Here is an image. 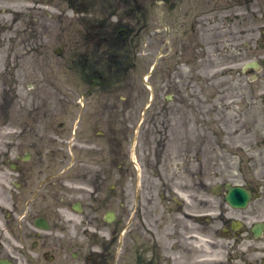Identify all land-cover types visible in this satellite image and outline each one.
<instances>
[{"label": "flooded vegetation", "instance_id": "flooded-vegetation-1", "mask_svg": "<svg viewBox=\"0 0 264 264\" xmlns=\"http://www.w3.org/2000/svg\"><path fill=\"white\" fill-rule=\"evenodd\" d=\"M263 51L264 0H0V111L31 103L0 114V264H264L262 193L215 184L197 114Z\"/></svg>", "mask_w": 264, "mask_h": 264}, {"label": "rangeland", "instance_id": "rangeland-1", "mask_svg": "<svg viewBox=\"0 0 264 264\" xmlns=\"http://www.w3.org/2000/svg\"><path fill=\"white\" fill-rule=\"evenodd\" d=\"M262 53L264 56V51ZM153 57L154 54L148 61H152L150 59ZM140 60L143 62L142 58ZM159 67L160 63L157 64L153 74L158 73ZM43 74H46L47 78L58 79L61 83L43 88L45 93L42 96H45V100L40 103L45 106L38 109V114H60L55 121H63L64 117L61 114H66V109H68L66 107V81L62 82L66 79V72L43 71ZM259 79L257 82L236 85L237 87L230 86L223 100L220 95H215L212 102L205 103L204 107L199 109L197 114H205L204 118L208 123L198 130V147L200 148L199 158H208V163L212 166L209 172L212 171L214 174L215 184L223 177L231 183L249 185L255 191L262 193L263 203L264 76L259 75ZM25 89V87L18 88L19 96H23ZM11 105L12 108L1 110L0 114H31L30 102H27L26 109L23 111L18 109V103H11ZM75 109L71 114H80L77 112L78 107ZM207 126L209 130L204 131ZM170 131L172 132V128ZM170 143L173 145L175 141L172 140ZM63 145L62 141L57 142L54 149L56 158L65 156L66 151ZM204 162L207 163V161Z\"/></svg>", "mask_w": 264, "mask_h": 264}, {"label": "water", "instance_id": "water-1", "mask_svg": "<svg viewBox=\"0 0 264 264\" xmlns=\"http://www.w3.org/2000/svg\"><path fill=\"white\" fill-rule=\"evenodd\" d=\"M235 191H239L238 189H235Z\"/></svg>", "mask_w": 264, "mask_h": 264}]
</instances>
